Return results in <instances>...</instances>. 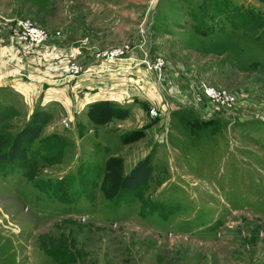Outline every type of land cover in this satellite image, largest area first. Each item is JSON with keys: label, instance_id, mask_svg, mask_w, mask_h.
Here are the masks:
<instances>
[{"label": "rangeland", "instance_id": "rangeland-1", "mask_svg": "<svg viewBox=\"0 0 264 264\" xmlns=\"http://www.w3.org/2000/svg\"><path fill=\"white\" fill-rule=\"evenodd\" d=\"M125 42L120 98L94 55ZM102 100L127 115L92 117ZM35 112L25 164L5 159ZM0 264H264V0H0Z\"/></svg>", "mask_w": 264, "mask_h": 264}, {"label": "trees", "instance_id": "trees-1", "mask_svg": "<svg viewBox=\"0 0 264 264\" xmlns=\"http://www.w3.org/2000/svg\"><path fill=\"white\" fill-rule=\"evenodd\" d=\"M243 10L245 9H241V11H239L238 8H234L233 12H236L235 13V15L237 14L236 17L239 16L240 18L243 16ZM252 27H255V26L252 25ZM252 31L254 30L252 29ZM103 108H105L106 110H109L110 114H112L111 116L117 115V116L122 117V116H126L128 113V110L126 108L117 107L114 104H111L109 101L102 100V101H98L91 105L90 109H92L93 111L90 110L91 111L90 115L94 117V115L96 114V112L94 111L96 110L99 111ZM100 115L102 116L98 118L103 119L104 114H100ZM47 121H48L47 114L42 113V112L41 113L35 112L31 120V123L27 125L25 128H23L15 136L11 149L9 150V152L3 154L2 156H4L5 159L17 161L19 162V164L20 163L25 164L26 157L23 154V150H22L23 147L30 145L36 139V137L42 131L43 125L46 124ZM51 146H50V149H51ZM47 151H49V149ZM110 159L111 157L106 161V163H108ZM33 160H36V158L33 157ZM150 174H151V165H150V157L148 156L145 159L140 160L130 170V172L127 175L121 178L119 182L118 190L115 196L119 195L120 191L123 189H132V188L138 187L142 182L148 180V178L150 177Z\"/></svg>", "mask_w": 264, "mask_h": 264}, {"label": "built area", "instance_id": "built-area-1", "mask_svg": "<svg viewBox=\"0 0 264 264\" xmlns=\"http://www.w3.org/2000/svg\"><path fill=\"white\" fill-rule=\"evenodd\" d=\"M22 26L25 28L24 35L26 36L25 39H28L30 43H41L46 38V32H44L43 29L38 28L36 26H33L29 22L22 23ZM133 46L130 44V42H125L119 46H115L112 48L107 49H98L95 52V61L100 64L99 67H97L98 71H108L109 69H104L103 67L107 65L108 67H112L116 62L118 61H128V63L137 61L138 58L136 56L132 55ZM130 62V63H131ZM145 64L149 67V69H152L157 73V77L160 80L162 77V62L160 60H157L152 64V66L149 64L147 60H143ZM120 68V67H119ZM132 68V67H130ZM81 68H78L75 64H73L70 67L69 73L72 74H78ZM117 69V67H116ZM91 71L88 69L86 71ZM202 91L205 93V95L210 98L211 100L218 102V103H233L234 102V95L226 92L217 90L216 88L212 86H204ZM110 93V92H109ZM111 94V93H110ZM110 94H103V96L110 95ZM109 97V96H108ZM151 113H154V110L152 109Z\"/></svg>", "mask_w": 264, "mask_h": 264}, {"label": "crops", "instance_id": "crops-1", "mask_svg": "<svg viewBox=\"0 0 264 264\" xmlns=\"http://www.w3.org/2000/svg\"><path fill=\"white\" fill-rule=\"evenodd\" d=\"M122 63H124V64H128V61H121ZM122 63H119L118 62V64H122ZM117 65V64H116ZM116 65H113L112 66V68H114V70H112L111 72H113L112 73V75L115 77V81H113L112 83L110 82V80L109 81H107V80H105V79H107L108 78V76L109 75H111L110 73H107V72H102L101 73V77L102 78H104V81L105 82H103V83H100V84H103V87L102 88H100L101 90H100V92L101 91H105V90H107V88L108 89H111L112 90V93H114V95L115 96H120V98L121 97H127V95L126 96H124V93L125 92H127L128 94H129V91H127L130 87L128 86V85H124L125 83H121V81H120V77L118 76V74H117V72H119L120 70H121V68H119L118 66H116ZM117 67V69H116V67ZM133 70V69H132ZM124 74V76L125 77H127V75H131V74H133L131 71H127V72H123ZM132 79V78H131ZM116 80H118V81H116ZM116 82V83H115ZM119 84H118V83ZM98 84V83H97ZM92 87V86H91ZM89 88H90V86H89ZM130 92H135V90L133 91H130ZM110 97V96H109ZM104 99H108V98H104ZM122 100H124L123 98H122Z\"/></svg>", "mask_w": 264, "mask_h": 264}]
</instances>
